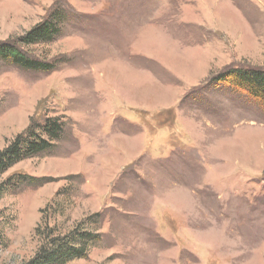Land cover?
Masks as SVG:
<instances>
[{
  "label": "rangeland",
  "instance_id": "374dc122",
  "mask_svg": "<svg viewBox=\"0 0 264 264\" xmlns=\"http://www.w3.org/2000/svg\"><path fill=\"white\" fill-rule=\"evenodd\" d=\"M57 3L61 35L21 45L55 69L0 61V150L31 121L66 124L0 174V264L27 262L48 216L97 221L66 264H264V109L213 81L264 70V0H0V41Z\"/></svg>",
  "mask_w": 264,
  "mask_h": 264
},
{
  "label": "trees",
  "instance_id": "16d2710c",
  "mask_svg": "<svg viewBox=\"0 0 264 264\" xmlns=\"http://www.w3.org/2000/svg\"><path fill=\"white\" fill-rule=\"evenodd\" d=\"M66 7L57 3L45 19L23 35L14 40L0 41V61L33 72L54 70L55 64L30 54L21 48V45L48 43L59 37L68 14ZM213 81L242 92L264 109V70L236 66L218 73L213 77ZM65 126L64 120L59 117L45 118L42 123L31 121L22 133L16 135L0 150V174L22 159L51 152L63 138ZM28 183L39 186L43 181L29 178ZM52 203L47 206L50 214L55 212L58 206L54 201ZM43 219L44 226L35 230V237L38 239L36 251L24 264H66L72 259L86 258L88 250L101 239L97 229L91 228L97 224L93 217L85 218L64 233L58 226H50L49 216Z\"/></svg>",
  "mask_w": 264,
  "mask_h": 264
}]
</instances>
